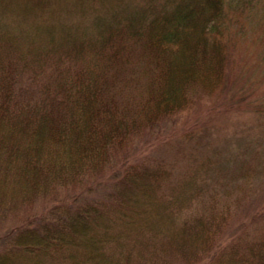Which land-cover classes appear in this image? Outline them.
Returning <instances> with one entry per match:
<instances>
[{
    "label": "trees",
    "instance_id": "1",
    "mask_svg": "<svg viewBox=\"0 0 264 264\" xmlns=\"http://www.w3.org/2000/svg\"><path fill=\"white\" fill-rule=\"evenodd\" d=\"M256 5L0 0V264H264L211 158L127 150L224 89Z\"/></svg>",
    "mask_w": 264,
    "mask_h": 264
},
{
    "label": "rangeland",
    "instance_id": "2",
    "mask_svg": "<svg viewBox=\"0 0 264 264\" xmlns=\"http://www.w3.org/2000/svg\"><path fill=\"white\" fill-rule=\"evenodd\" d=\"M256 2L255 11L241 19L244 30L240 24L232 28L224 89L200 91L189 109L136 138L127 149L133 157L162 156L179 171L193 159L211 158V187L230 181L236 209L244 207L250 215L262 211L255 226L264 221V0ZM245 173L250 180L244 183L240 178Z\"/></svg>",
    "mask_w": 264,
    "mask_h": 264
}]
</instances>
